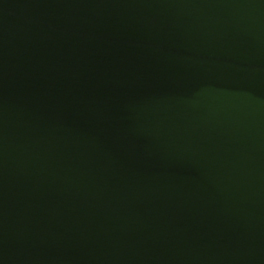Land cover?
Segmentation results:
<instances>
[{
    "label": "water",
    "instance_id": "1",
    "mask_svg": "<svg viewBox=\"0 0 264 264\" xmlns=\"http://www.w3.org/2000/svg\"><path fill=\"white\" fill-rule=\"evenodd\" d=\"M0 264H264V0H0Z\"/></svg>",
    "mask_w": 264,
    "mask_h": 264
}]
</instances>
